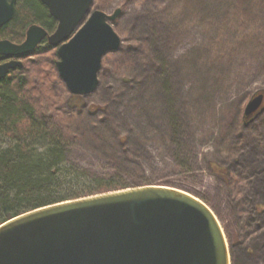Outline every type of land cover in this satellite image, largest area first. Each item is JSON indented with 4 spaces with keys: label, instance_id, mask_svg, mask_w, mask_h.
<instances>
[{
    "label": "rangeland",
    "instance_id": "1",
    "mask_svg": "<svg viewBox=\"0 0 264 264\" xmlns=\"http://www.w3.org/2000/svg\"><path fill=\"white\" fill-rule=\"evenodd\" d=\"M243 6L244 0H94L92 10L111 15L117 8L122 9L111 23L122 44L103 58L96 92L80 96L78 106L70 103L72 94L56 68L57 48H50L46 53L42 49L23 58L29 69L25 67L21 75L30 88L29 94L48 116L50 125L61 128L66 134L70 164L88 170L104 167L106 162L98 154L97 137L107 127L119 135H128V150L135 154L142 150L144 161L148 156L154 158L155 163L163 158L169 161L175 157L173 153L180 154L177 147L168 142L162 149L156 121L148 114L138 116L135 107L153 100L151 85L153 80H158L156 71L151 72V67L144 65L148 50L146 40L154 36L164 40L170 31L175 32L171 33L174 38L170 45L166 43L163 47L170 50L167 52L170 59L183 60L177 68L172 61L180 87H176V108H184L194 122L187 131L188 151L180 157L181 161L188 159L190 166L187 171L175 172L169 180L209 203L226 234L232 264H264V211H252L245 219H240L236 212L240 197H236L231 184L215 175L208 165V161L213 160L225 167L229 175L246 179L248 191L244 201L264 204V113L250 122L249 128L241 127L237 135L227 139L222 133V127L233 130L237 122L244 119L250 98L264 90V75L255 72L246 80L238 78L229 59L223 56L220 58L226 63L225 67L217 69L213 65V62L220 64V59L213 60V47L217 52L219 47L223 49L224 31L238 22V12ZM207 39L211 41L208 54L213 62L211 67L199 68L196 74L191 69L196 58L190 63L186 58L190 53L197 54ZM154 48L162 49L160 43ZM33 63L37 66L30 67ZM204 79H208L206 84ZM159 165L162 167L159 163L149 164L148 168L155 169ZM106 169L108 167L99 171Z\"/></svg>",
    "mask_w": 264,
    "mask_h": 264
},
{
    "label": "water",
    "instance_id": "2",
    "mask_svg": "<svg viewBox=\"0 0 264 264\" xmlns=\"http://www.w3.org/2000/svg\"><path fill=\"white\" fill-rule=\"evenodd\" d=\"M58 22L50 34L32 25L25 40H0V80L22 69V58L46 41L57 48L56 68L75 96L98 89L103 58L122 39L111 15L94 0H40ZM18 0H0V29L17 13ZM264 94L244 110L248 125L264 112ZM0 264H232L222 224L195 195L147 185L65 201L16 216L0 225Z\"/></svg>",
    "mask_w": 264,
    "mask_h": 264
},
{
    "label": "trees",
    "instance_id": "3",
    "mask_svg": "<svg viewBox=\"0 0 264 264\" xmlns=\"http://www.w3.org/2000/svg\"><path fill=\"white\" fill-rule=\"evenodd\" d=\"M238 16V22L229 25V30L224 31L223 49L219 47L217 52L213 47V60L220 59V64L212 62L214 67L219 69V66H226L220 56L228 58L234 74L246 80L255 72L264 75V0H244V6ZM32 25H39L53 33L58 22L40 0H18L16 16L0 29V40L6 39L20 44L25 40L26 32ZM156 29L155 27V32ZM169 33V37L164 40L156 36L146 40L148 50L144 65L150 66L151 72L152 69L156 71L159 81H152L153 100L150 103L142 101L143 103L135 107L138 116L148 114L156 121L158 132L160 131L157 136L162 139V149L168 142L177 147L180 154L173 153L175 157L169 161L163 158L155 163L152 162L154 158L151 156L144 161L142 157L145 153L142 150L136 154L131 153V149L128 150V135H119L117 131L113 132L107 127L98 134L97 142L100 145L98 154L105 160L104 167L108 169L99 171L104 167L88 170L74 166L68 161L69 144L67 146L66 134L61 128L50 125L48 116L41 112V104L38 105V102L33 100V95L29 94L30 88L26 87L21 75V71L29 69V66L24 64L22 69L11 70L5 79L0 80V225L38 208L128 188L161 185L181 189L171 183L169 178L177 171H187L190 166L188 159L181 161L180 157L188 151L187 131L194 121L184 108H176V87H180L174 63L177 68V64H181L183 60L168 57L167 52L170 50L165 49L163 44L169 46L173 37L171 33L175 32ZM210 42L207 39L201 48H198L197 54L190 53L186 58L189 63L196 58V63L191 66L196 74L199 68L203 70L208 65L211 67V56L208 54ZM158 43L162 49L154 48ZM50 48L52 47L47 42H43L35 53L42 49H45L46 53ZM4 59L0 57V61ZM34 66L37 65H30ZM182 68H185L184 65ZM207 82L208 79H204L203 83ZM259 93L264 94V90ZM79 99L80 96L72 95L70 103L78 106ZM262 106L264 107V103ZM135 108L133 107V110ZM241 127H248L244 119L237 122L233 130L222 127V133L228 139L235 133L237 135ZM230 143L231 141L228 144ZM159 163L162 167L159 165L155 169L148 168L149 164ZM208 165L215 175L226 179L231 184L232 192L236 193V197H240L236 203V212L240 219H245L252 211H264L263 203L251 204L244 201V195L248 191L246 179L229 175L225 167L213 160L208 161ZM187 191L199 197L195 192L189 189ZM200 199L209 206L203 198ZM243 202L244 204L240 205Z\"/></svg>",
    "mask_w": 264,
    "mask_h": 264
},
{
    "label": "flooded vegetation",
    "instance_id": "4",
    "mask_svg": "<svg viewBox=\"0 0 264 264\" xmlns=\"http://www.w3.org/2000/svg\"><path fill=\"white\" fill-rule=\"evenodd\" d=\"M50 34H52V33H50ZM10 59H8V58H5L4 60H2V63H5V62H7V61H9Z\"/></svg>",
    "mask_w": 264,
    "mask_h": 264
}]
</instances>
